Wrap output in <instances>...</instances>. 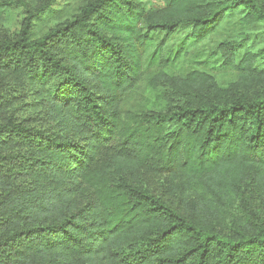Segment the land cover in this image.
<instances>
[{"label":"trees","instance_id":"trees-1","mask_svg":"<svg viewBox=\"0 0 264 264\" xmlns=\"http://www.w3.org/2000/svg\"><path fill=\"white\" fill-rule=\"evenodd\" d=\"M62 1L0 0V264H264V0Z\"/></svg>","mask_w":264,"mask_h":264},{"label":"rangeland","instance_id":"rangeland-1","mask_svg":"<svg viewBox=\"0 0 264 264\" xmlns=\"http://www.w3.org/2000/svg\"><path fill=\"white\" fill-rule=\"evenodd\" d=\"M79 0H68L67 2H60L56 9L60 10L62 17L68 16L75 12ZM240 15L233 13L221 23L220 27L212 34L210 47L214 49L220 42L225 40H232L236 43L242 44L243 48L238 50L237 54L240 57L246 50H255L264 46V28L262 25H255L245 27L239 24ZM55 22V21H54ZM53 22L48 21L41 26L40 32L45 31ZM224 77H226L224 75ZM144 84H141L139 89L132 95L128 96L126 100V107L136 109L144 99ZM145 186L153 193L163 197L172 206H176L177 201L168 196L164 191L165 178L160 176L144 177Z\"/></svg>","mask_w":264,"mask_h":264}]
</instances>
